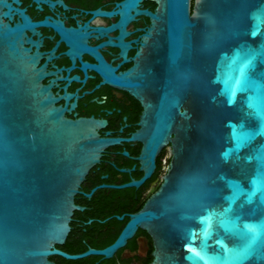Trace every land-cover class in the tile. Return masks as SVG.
I'll use <instances>...</instances> for the list:
<instances>
[{"label":"water","instance_id":"1","mask_svg":"<svg viewBox=\"0 0 264 264\" xmlns=\"http://www.w3.org/2000/svg\"><path fill=\"white\" fill-rule=\"evenodd\" d=\"M142 0H125L120 21ZM134 66L113 84L144 107V176L169 145L162 184L102 250L68 255L74 197L109 146L105 123L67 119L43 84L40 56L0 0V264L109 259L137 229L151 264H264V0H151ZM131 19V18H130ZM7 20V21H4ZM200 257H203L201 259Z\"/></svg>","mask_w":264,"mask_h":264},{"label":"flooded vegetation","instance_id":"2","mask_svg":"<svg viewBox=\"0 0 264 264\" xmlns=\"http://www.w3.org/2000/svg\"><path fill=\"white\" fill-rule=\"evenodd\" d=\"M124 1L11 3L10 25L23 24L21 11L28 18L30 26L23 31V39L28 41L25 46L31 54L37 52L40 56L38 66H44L45 74L42 82L57 99L56 106L64 110L67 119L104 122V127L98 130L100 137L119 140L105 149L74 197L75 205L82 210L75 211L81 215L73 214L70 232L74 229L78 234L76 241L84 250L72 254L59 249L68 255L111 246L129 221V215L137 213L158 190L170 161L167 145L157 154L148 178L137 187L120 188L144 176L138 160L143 145L131 139L141 128L144 107L129 92L114 85L113 80L128 72L135 64L136 54L143 53L142 43L151 21L135 11L154 13L157 8L154 1L142 0L128 12V19L120 21ZM153 250L151 236L137 229L109 259L97 255L82 259L91 264H151Z\"/></svg>","mask_w":264,"mask_h":264},{"label":"trees","instance_id":"3","mask_svg":"<svg viewBox=\"0 0 264 264\" xmlns=\"http://www.w3.org/2000/svg\"><path fill=\"white\" fill-rule=\"evenodd\" d=\"M99 210H102V206H99ZM117 213H121L118 210H115ZM81 215V212H75L74 216ZM78 234L74 233V229L69 233L67 242L64 246L57 247L58 249L64 250L69 253H79L84 250L83 245L76 241V237ZM79 244L80 246H78ZM77 245V247H76ZM51 261L55 262L56 264H91V261H87L86 259L76 260V261H65L62 257L59 256H52L49 258Z\"/></svg>","mask_w":264,"mask_h":264},{"label":"snow or ice","instance_id":"4","mask_svg":"<svg viewBox=\"0 0 264 264\" xmlns=\"http://www.w3.org/2000/svg\"><path fill=\"white\" fill-rule=\"evenodd\" d=\"M201 259H203V257H200Z\"/></svg>","mask_w":264,"mask_h":264}]
</instances>
